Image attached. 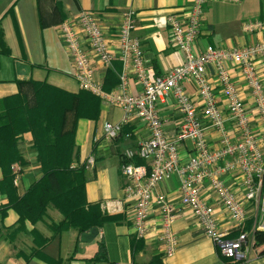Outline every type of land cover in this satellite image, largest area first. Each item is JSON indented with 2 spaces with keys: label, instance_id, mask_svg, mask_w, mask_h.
Here are the masks:
<instances>
[{
  "label": "crops",
  "instance_id": "0c3cea01",
  "mask_svg": "<svg viewBox=\"0 0 264 264\" xmlns=\"http://www.w3.org/2000/svg\"><path fill=\"white\" fill-rule=\"evenodd\" d=\"M192 0H0V27L9 48L5 52L0 45V99L23 93L25 86L19 81L34 79L47 81L70 92L81 88L74 77L75 66L59 34V26L68 16L81 10L97 12L108 27V32L116 31L124 11H135L136 28L134 34L140 39L145 61L151 74L166 75L173 67L183 63L184 53L171 42L167 17L170 13H183ZM264 18V0H240L237 3L209 1L205 4L202 27L196 39L195 50L203 51L206 46L220 48L248 45L260 39L259 35H250L243 31L248 20ZM264 81V61L260 64ZM233 68L235 81L247 102L253 98ZM123 63L113 61L109 67L98 69L96 78L103 83L104 89L115 90L120 83ZM211 80L216 81L214 75ZM216 83V82H215ZM186 90L194 99H198L195 85L185 83ZM131 92L141 90L134 73L129 75ZM106 90V91H107ZM219 104L226 108L221 88L217 86ZM101 99V98H100ZM161 117L165 119V130L169 139H175L182 121V114L176 101L168 97L158 102ZM123 110L101 99V114L98 120L80 119L76 128V149L73 166L86 163V195L91 204H100L104 213L117 215L118 222H108L98 228V235L91 241L82 240L83 233L69 228L54 234L52 222H60L62 214L49 208L47 215L37 224L28 223L26 228L17 227L18 213L10 209L6 216L0 214V264H49L38 256L29 261L33 248L39 247L43 237L51 238L42 247V252L63 264H112L115 262H134L135 264H226L215 243L204 233L188 207H181L173 229L178 237V249L173 256H167L156 237L139 239L133 226L134 201L127 198L124 186L127 178L122 173V165L128 160L127 152L136 150L138 143L150 136L149 129L138 117H131L124 123L121 134L108 141L104 136L107 122H119L123 119ZM208 124V123H207ZM254 128L260 132V125L254 122ZM232 130V124H229ZM233 132V131H231ZM33 134L25 132L19 140L26 165L13 163V185L19 195L42 176L37 152L33 148ZM207 139L211 147L220 145V135L208 127ZM193 154L190 141L181 145L183 161ZM94 158L93 163L88 160ZM137 157H135L136 159ZM134 159V162H135ZM239 172L227 178L234 188H240ZM4 178L0 167V206L9 202L8 195L2 190ZM180 181L177 175L162 182L158 190L166 194L176 205H180ZM207 202L216 208L219 229L237 236L242 231L249 233L252 249L249 258L244 261L230 260V264H264V232L256 231V219L259 210L256 205L248 209V218L242 226L233 222L209 185L205 189ZM257 208L256 218L252 209ZM37 230L38 234H34ZM89 231V230H88ZM86 231V232H88ZM143 240L135 249V241ZM100 244L106 247V258H100ZM74 256V259L70 260Z\"/></svg>",
  "mask_w": 264,
  "mask_h": 264
},
{
  "label": "built area",
  "instance_id": "2783aa9c",
  "mask_svg": "<svg viewBox=\"0 0 264 264\" xmlns=\"http://www.w3.org/2000/svg\"><path fill=\"white\" fill-rule=\"evenodd\" d=\"M209 1L237 3L240 0H192L183 13H170L167 24L171 42L184 53V61L163 76L154 77L146 65L141 41L134 34L133 10L122 13L113 33L107 31L97 12L81 10L61 22L59 34L75 66L74 77L80 88L124 112L121 121L105 123V139H116L124 123L133 116L149 129L150 136L141 140L136 150L127 152L128 160L122 165V173L127 178L124 191L134 201L133 226L137 238L145 240L154 235L165 255H175L179 242L173 225L181 207H188L223 256L244 261L252 249L249 233L242 231L231 236L221 231L216 208L207 202L204 193L209 185L229 218L239 226L247 220L249 207L256 205L259 215L255 228L264 232V81L260 69L264 61V18L243 24L245 33L260 36L258 41L230 48L208 45L197 52L195 43L205 4ZM115 60L123 63L120 83L115 90L106 91L97 80L96 72L111 66ZM233 68L244 80L253 98L252 104L246 101L237 85ZM130 73L140 83L138 92L129 89ZM211 75L215 76L216 83ZM186 82L195 85L198 99L186 90ZM217 86L221 88L226 108L219 104ZM168 97L174 98L183 117L175 139L168 138L166 121L158 109V102ZM255 121L260 125V132L254 128ZM208 127L220 135L217 148L208 142ZM186 141L192 143L193 154L183 161L181 145ZM135 157L145 163L137 165ZM88 162L93 163L94 158ZM236 171L241 183L238 189L227 181ZM175 175L180 181L181 206L158 190L162 182Z\"/></svg>",
  "mask_w": 264,
  "mask_h": 264
},
{
  "label": "trees",
  "instance_id": "16d2710c",
  "mask_svg": "<svg viewBox=\"0 0 264 264\" xmlns=\"http://www.w3.org/2000/svg\"><path fill=\"white\" fill-rule=\"evenodd\" d=\"M0 45L9 52L1 27ZM18 83L27 90L0 99V167L4 175L1 188L9 199L6 205L0 206V214L6 216L10 209L15 210L19 215L17 228L23 230L28 223L43 220L52 207L63 216L60 222L51 223L54 234L71 227L83 233L108 222H118L119 216L104 213L100 204L88 202L86 163L73 166L78 121L99 119L100 97L84 89L70 92L47 81L29 79ZM27 131L33 134V148L42 176L25 194L19 195L13 185L11 166L27 164L19 149L20 137ZM135 163L141 165L145 160L137 157ZM33 233L37 235L38 231L33 230ZM1 234L0 229V237ZM50 239L43 237L39 247L33 248L29 255L24 254L27 260L38 256L49 264H63L61 259H52L42 252ZM142 243L143 240L135 241V249ZM99 255L106 258L104 244H100ZM223 260L230 264L231 259Z\"/></svg>",
  "mask_w": 264,
  "mask_h": 264
},
{
  "label": "water",
  "instance_id": "95a60500",
  "mask_svg": "<svg viewBox=\"0 0 264 264\" xmlns=\"http://www.w3.org/2000/svg\"><path fill=\"white\" fill-rule=\"evenodd\" d=\"M99 233V230L97 227H93L91 228L88 232H84L82 235V240L84 242H88L91 241L92 239H94Z\"/></svg>",
  "mask_w": 264,
  "mask_h": 264
},
{
  "label": "rangeland",
  "instance_id": "374dc122",
  "mask_svg": "<svg viewBox=\"0 0 264 264\" xmlns=\"http://www.w3.org/2000/svg\"><path fill=\"white\" fill-rule=\"evenodd\" d=\"M29 97L32 98L31 94H29ZM251 212L253 213V217L256 218L257 215H255V213L257 214V208L254 207Z\"/></svg>",
  "mask_w": 264,
  "mask_h": 264
}]
</instances>
